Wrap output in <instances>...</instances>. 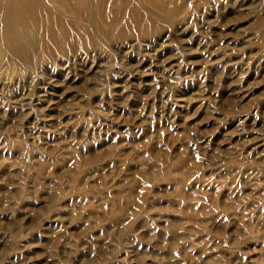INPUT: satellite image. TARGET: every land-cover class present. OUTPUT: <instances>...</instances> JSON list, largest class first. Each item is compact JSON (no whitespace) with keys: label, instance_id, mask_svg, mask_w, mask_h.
I'll return each mask as SVG.
<instances>
[{"label":"rangeland","instance_id":"374dc122","mask_svg":"<svg viewBox=\"0 0 264 264\" xmlns=\"http://www.w3.org/2000/svg\"><path fill=\"white\" fill-rule=\"evenodd\" d=\"M33 6L0 41V264H264V0Z\"/></svg>","mask_w":264,"mask_h":264},{"label":"bare ground","instance_id":"6f19581e","mask_svg":"<svg viewBox=\"0 0 264 264\" xmlns=\"http://www.w3.org/2000/svg\"><path fill=\"white\" fill-rule=\"evenodd\" d=\"M34 1L35 0H1V4L5 3V5L3 6V8H0V41L7 48L13 50L15 44H18L22 47L24 46L22 42L23 38L21 37V31L23 29L20 28V26L22 24V21L28 19V17L29 19L34 18V15H31V12L34 14L33 11H35L33 6ZM88 1L89 0H87V2ZM41 22L45 24V20ZM37 23L38 21L35 24ZM0 54H2L1 49ZM20 54H23V52Z\"/></svg>","mask_w":264,"mask_h":264}]
</instances>
